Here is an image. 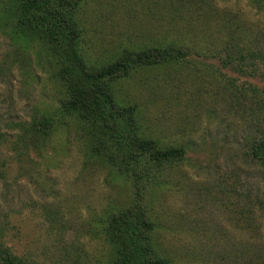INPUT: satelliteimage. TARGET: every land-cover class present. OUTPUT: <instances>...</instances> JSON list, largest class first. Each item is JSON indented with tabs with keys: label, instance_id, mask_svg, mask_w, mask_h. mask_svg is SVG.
I'll list each match as a JSON object with an SVG mask.
<instances>
[{
	"label": "rangeland",
	"instance_id": "rangeland-1",
	"mask_svg": "<svg viewBox=\"0 0 264 264\" xmlns=\"http://www.w3.org/2000/svg\"><path fill=\"white\" fill-rule=\"evenodd\" d=\"M5 1L0 0V6ZM103 1L93 6L107 16ZM139 1L145 0L135 1L126 13L129 20L113 14L101 25V18L92 17L84 32L91 29V37L109 48L119 41L146 45L151 37L192 41L199 47L197 52L188 55L189 63L180 64L176 73L167 72L168 78L194 89L195 95L201 87L205 103L211 100L208 92L215 101V110L208 113L205 108L197 110L192 95L171 105L158 102V110L151 113L153 129L184 145L187 157L167 173L161 192L154 196L157 247L171 258L170 264H246L251 257L258 263L264 257V212L258 204L264 168L251 157L248 145L264 135V58L243 50L241 66L236 67V61L223 66L224 53L214 50L219 38L207 41L187 34L191 30L182 26L188 20L153 31L146 20L151 11ZM148 1L152 11L167 14L160 6L162 0ZM174 1L177 7L180 0ZM216 4L227 5L223 15L230 9L238 12L235 19L241 20L244 40L254 51L264 50L263 12L248 0ZM4 10L0 8V233L29 264H95L101 248L89 230L92 217L125 194L119 196L120 186L111 190L104 170L84 163L82 147L74 138H56L52 146L37 152L18 137L20 123L56 105L57 89L45 71L48 63L35 61V48L22 46L4 24ZM220 35H227L226 27ZM196 66L202 75L192 82ZM210 68L221 78L205 77ZM163 75L168 76L159 73L158 77ZM239 87L248 95L236 91L238 97L233 96Z\"/></svg>",
	"mask_w": 264,
	"mask_h": 264
},
{
	"label": "trees",
	"instance_id": "trees-1",
	"mask_svg": "<svg viewBox=\"0 0 264 264\" xmlns=\"http://www.w3.org/2000/svg\"><path fill=\"white\" fill-rule=\"evenodd\" d=\"M94 1L6 0L0 6L5 9L4 24L16 40L22 46L35 48V61L48 63L49 70L45 71L57 89L56 105L32 116L29 122L20 123L18 137L26 148L37 152L49 144L52 146L56 138H74L82 147L84 163L96 164L97 170H104L111 190L121 187L119 196L125 194V198L92 217L89 230L101 248L95 264H170L171 258L157 247L159 224L153 213V199L161 192L167 173L187 158L186 149L157 133L150 116L158 110L156 103L169 105L190 95L192 101L197 99L194 103L199 106L197 110L214 111V94L206 93L211 100L205 103L201 87L195 95L194 89L174 84L168 78L167 72L176 73L180 64L189 63L188 55L197 52L199 47L192 41L151 37V43L146 45H125L119 41L109 48L99 38L93 39L91 29L86 27L84 32L92 17L101 18V25L113 14H119V20H129L126 13L137 0L103 1L107 16L98 13L99 7L93 5L99 0ZM167 1H161L160 6L167 13L163 16L151 10L148 0L144 1L152 14L146 20L151 22L153 31L163 30L173 21L188 20L182 26L183 30H191L187 34L207 41L219 38L214 50L218 55L224 53L223 66L234 61L236 67L241 66L243 50L250 51L252 57L264 58V50L254 51L244 40L241 20L235 19L238 12L230 9L228 15H223L227 5L216 4L218 0H180L176 7V1ZM248 1L264 13V0ZM225 16L234 19L235 25H229L230 20L224 21ZM190 20L194 23L190 24ZM225 27L227 35L222 36L220 32ZM86 39L94 44H88L89 40L85 43ZM201 70L196 66L191 73L192 82L197 81ZM159 73L168 76L161 78ZM204 76L219 79L221 73L217 75L210 68ZM236 91L248 95L244 87L233 93L238 97ZM251 93L254 95L256 90L253 88ZM248 147L251 157L264 168V135L252 139ZM258 204L264 212V191ZM259 258L256 263L251 257L246 264H264V257ZM0 264H29L26 257L16 254L4 242L2 233Z\"/></svg>",
	"mask_w": 264,
	"mask_h": 264
}]
</instances>
